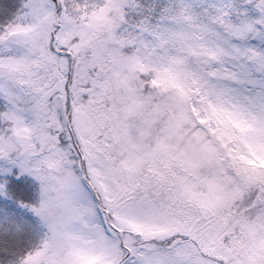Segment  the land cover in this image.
<instances>
[{
	"label": "snow or ice",
	"instance_id": "obj_1",
	"mask_svg": "<svg viewBox=\"0 0 264 264\" xmlns=\"http://www.w3.org/2000/svg\"><path fill=\"white\" fill-rule=\"evenodd\" d=\"M0 264H264V0H0Z\"/></svg>",
	"mask_w": 264,
	"mask_h": 264
}]
</instances>
